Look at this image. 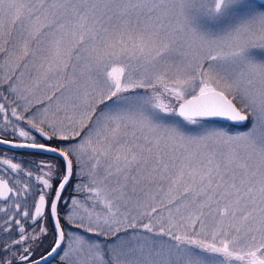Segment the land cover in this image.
<instances>
[{"label": "snow or ice", "instance_id": "obj_1", "mask_svg": "<svg viewBox=\"0 0 264 264\" xmlns=\"http://www.w3.org/2000/svg\"><path fill=\"white\" fill-rule=\"evenodd\" d=\"M0 264H264V0H0Z\"/></svg>", "mask_w": 264, "mask_h": 264}, {"label": "flooded vegetation", "instance_id": "obj_2", "mask_svg": "<svg viewBox=\"0 0 264 264\" xmlns=\"http://www.w3.org/2000/svg\"><path fill=\"white\" fill-rule=\"evenodd\" d=\"M15 151L19 154V153H27L29 150L17 149ZM24 158L25 159H35V160H40V159L54 160L55 159V157H53L51 154H48L46 156H35V157L25 155ZM45 245H46V241H45Z\"/></svg>", "mask_w": 264, "mask_h": 264}, {"label": "rangeland", "instance_id": "obj_3", "mask_svg": "<svg viewBox=\"0 0 264 264\" xmlns=\"http://www.w3.org/2000/svg\"><path fill=\"white\" fill-rule=\"evenodd\" d=\"M234 131H235V129H234ZM50 239V238H49ZM48 246V241H46V245H45V247H47Z\"/></svg>", "mask_w": 264, "mask_h": 264}]
</instances>
